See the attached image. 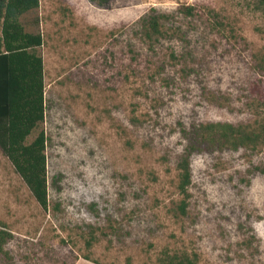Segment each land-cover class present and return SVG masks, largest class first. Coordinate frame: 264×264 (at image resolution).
<instances>
[{
  "label": "rangeland",
  "instance_id": "374dc122",
  "mask_svg": "<svg viewBox=\"0 0 264 264\" xmlns=\"http://www.w3.org/2000/svg\"><path fill=\"white\" fill-rule=\"evenodd\" d=\"M19 22L42 37L45 117L26 144L44 131L49 206L0 150V264H264V143L195 134L264 124V0H40Z\"/></svg>",
  "mask_w": 264,
  "mask_h": 264
},
{
  "label": "trees",
  "instance_id": "16d2710c",
  "mask_svg": "<svg viewBox=\"0 0 264 264\" xmlns=\"http://www.w3.org/2000/svg\"><path fill=\"white\" fill-rule=\"evenodd\" d=\"M40 0H0V150L10 161L40 207L49 206L46 178V135L40 131L26 144L27 137L44 121V76L42 59L36 49L42 45L40 34L24 31L19 18L37 9ZM105 6L110 0H89ZM181 13L190 16L193 7L185 6ZM155 17L150 29L157 31ZM257 72L264 76V59L258 60ZM196 138L212 145L237 149L256 147L264 143V124L247 126L207 124L195 128ZM183 135L186 136L185 131ZM195 146L189 143L186 152ZM178 191L188 198L191 173L188 158L179 164ZM185 212V201L179 207ZM9 234L0 230V253ZM163 264H194L186 254L164 253ZM83 259L98 264L88 257Z\"/></svg>",
  "mask_w": 264,
  "mask_h": 264
},
{
  "label": "crops",
  "instance_id": "0c3cea01",
  "mask_svg": "<svg viewBox=\"0 0 264 264\" xmlns=\"http://www.w3.org/2000/svg\"><path fill=\"white\" fill-rule=\"evenodd\" d=\"M75 264H94L92 262H89L87 260H84V259H79L75 262Z\"/></svg>",
  "mask_w": 264,
  "mask_h": 264
}]
</instances>
